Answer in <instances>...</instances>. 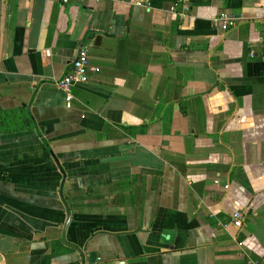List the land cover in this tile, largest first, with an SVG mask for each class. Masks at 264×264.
I'll use <instances>...</instances> for the list:
<instances>
[{
  "label": "crops",
  "instance_id": "1",
  "mask_svg": "<svg viewBox=\"0 0 264 264\" xmlns=\"http://www.w3.org/2000/svg\"><path fill=\"white\" fill-rule=\"evenodd\" d=\"M176 2L0 0V264H264V0Z\"/></svg>",
  "mask_w": 264,
  "mask_h": 264
},
{
  "label": "built area",
  "instance_id": "2",
  "mask_svg": "<svg viewBox=\"0 0 264 264\" xmlns=\"http://www.w3.org/2000/svg\"><path fill=\"white\" fill-rule=\"evenodd\" d=\"M65 3L68 0H63ZM136 4H142L140 1H134ZM146 5H150L149 2ZM181 8L180 15H184L189 12V0H179L176 2L172 9L177 11V9ZM240 18L238 17H229L225 14L221 15L219 18L215 19V23L222 22L223 30H228L238 24ZM90 56L88 50L83 48L79 51L76 59L73 61L70 71L59 81L58 86L64 91L66 94V100L70 102L73 99L72 88L77 84L87 83L90 78ZM245 214L242 211H237L232 215L231 223L241 228L243 226Z\"/></svg>",
  "mask_w": 264,
  "mask_h": 264
},
{
  "label": "water",
  "instance_id": "3",
  "mask_svg": "<svg viewBox=\"0 0 264 264\" xmlns=\"http://www.w3.org/2000/svg\"><path fill=\"white\" fill-rule=\"evenodd\" d=\"M100 40V37L97 38V41Z\"/></svg>",
  "mask_w": 264,
  "mask_h": 264
}]
</instances>
